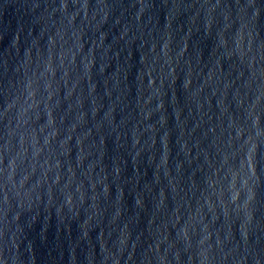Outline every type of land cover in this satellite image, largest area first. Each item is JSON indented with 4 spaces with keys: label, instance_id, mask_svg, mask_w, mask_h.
Listing matches in <instances>:
<instances>
[{
    "label": "water",
    "instance_id": "obj_1",
    "mask_svg": "<svg viewBox=\"0 0 264 264\" xmlns=\"http://www.w3.org/2000/svg\"><path fill=\"white\" fill-rule=\"evenodd\" d=\"M264 114V0H0V264H201Z\"/></svg>",
    "mask_w": 264,
    "mask_h": 264
}]
</instances>
